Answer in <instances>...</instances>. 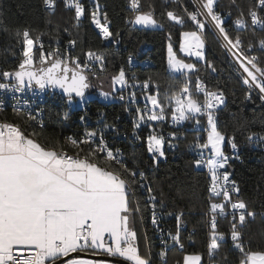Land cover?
<instances>
[{
  "label": "trees",
  "instance_id": "trees-1",
  "mask_svg": "<svg viewBox=\"0 0 264 264\" xmlns=\"http://www.w3.org/2000/svg\"><path fill=\"white\" fill-rule=\"evenodd\" d=\"M103 3L113 34L122 43L119 48L106 43L95 29L88 13L85 20L79 23L74 10L66 6V0H56L52 9L45 8L44 0H0V64L12 72L19 71V48L23 32L28 29L33 37H40L47 44H53L57 39L75 40L79 55L84 56L89 51L102 54L101 65L106 73L123 69L127 77L136 72L138 79L149 82L148 94L134 106L135 109H131L130 122L125 119V102L91 99L88 102L92 109L88 113L105 116L111 122L121 117L131 127L134 112L138 116L142 113L137 111L139 107L149 106L147 96L157 94L163 105L165 120L148 122L138 128L136 138H132L133 142L126 148L128 159L124 162L129 169L137 171L136 184L133 185L134 195L130 196V200L133 207L139 202L142 211L135 216L134 230L137 233L139 251L144 256L150 254L151 264H183L185 255L195 254L201 256V264H239L240 252L232 246L230 240L233 223L241 233L246 249L264 251V151L257 148L264 144V100L261 99V94L254 88L249 89L236 74L237 66L233 58L209 24L200 32L206 42L204 61L193 60L196 69L191 73H174L169 69V44L179 54L183 31L197 29L184 11L185 8L187 11L196 10L197 5L193 0H140V12L152 11L153 17L161 25L159 28H140L129 24L127 19L131 13L128 0H103ZM215 6L217 11L227 17L224 27L229 36L233 40L237 36L241 38L240 53L247 58L255 57L257 66L264 68V45L260 44L264 39V23L253 25L248 15L249 9L255 8L260 19L264 20V8L258 6V0H216ZM168 11L181 16L184 23L170 20ZM241 12L244 13L242 18L246 27L235 23L241 18ZM144 45H149L145 54L153 60L154 65L129 66L127 57L137 55ZM196 75H202L210 88L220 89L226 96L225 103L218 110L216 123L218 130L225 135L223 150L231 148L230 142H235L242 149L240 159L234 161L229 170L237 181V198L246 203L248 212L254 213L253 216H247L243 224L229 218L218 220L216 231L223 234L224 239L213 257L208 253L211 230L205 215L209 208L207 176L195 164V156L190 152V145L197 138L200 141L206 139L205 131L194 129L197 118L202 124L205 118L196 114L197 116L190 117L177 128L169 127L174 105L172 97L180 94L185 85L191 84ZM80 115V111L77 112L70 122L73 123ZM0 121L19 124L26 133H34V138L41 144L65 145L66 150L73 154L82 149L83 156L95 149L91 144H81L77 149L68 143L67 135L73 131V125L66 124L59 118L56 107L49 109L44 125L13 109H0ZM169 130L177 134L178 148L175 151L166 150L161 159L151 155L146 142L148 136L152 132L163 134ZM250 135L252 139H249ZM99 158L102 160L104 154L100 153ZM140 171L144 173L143 179L139 176ZM145 182H148L159 208L181 213L182 221L186 224L183 248H164L166 257L163 260L159 256L162 249L152 224L147 195L140 187ZM187 237H191V243L185 240Z\"/></svg>",
  "mask_w": 264,
  "mask_h": 264
},
{
  "label": "snow or ice",
  "instance_id": "snow-or-ice-1",
  "mask_svg": "<svg viewBox=\"0 0 264 264\" xmlns=\"http://www.w3.org/2000/svg\"><path fill=\"white\" fill-rule=\"evenodd\" d=\"M44 2L49 7L54 5V0ZM215 2L216 0H202L198 2L195 11L184 9L186 16L198 29L182 34L184 39L180 47L189 55L203 57L204 41L200 32L205 29L206 24L218 30L231 48L236 49L242 44L239 36L235 40L229 36L220 13L214 11ZM66 6L74 8L77 20L85 14V5L80 0H66ZM258 6L264 8V0H258ZM130 8L136 13L132 23L139 25L157 23L152 11L140 12V0H130ZM91 15L104 37L111 36L107 14L101 13L96 0ZM243 15L241 12V18L235 23L246 27ZM248 15L253 25L264 23V20L258 18L255 8H250ZM167 16L176 23H184V19L173 11H168ZM23 38L26 59L19 65L20 71L0 72L5 78L14 76L16 83L14 85L0 83V89L14 88L20 91L27 77L29 85L34 81L41 89L46 86L59 87L69 94V99L73 93L79 97L84 96L85 89L89 87L87 76L84 74V70L88 68L86 63L81 64L79 58H69L68 63H74V67H68L63 58L56 59V54H51L54 57L50 62L51 67L26 72L25 66L33 63L31 52L34 41L30 38L28 30H24ZM75 43V40L69 41L70 45ZM260 44L264 45V39ZM168 51L169 65L176 70H191L195 67L193 64L175 59L171 44ZM86 55L97 61L103 60L102 54L92 51ZM44 59L42 54V62ZM245 59L247 63L243 60L240 62V67L246 73L243 82L249 89H258L262 94L261 99L264 100V68L257 66L255 57ZM114 80H118L122 85L127 83L123 69ZM197 88L203 90L204 101L201 102L194 97L189 87L185 85L180 94L172 97L175 100L172 117L174 121H182L193 117L194 114H207L206 139L201 143L197 138L190 147L199 150L200 159H197L195 164L205 166L210 175L209 200L222 195L225 201L209 204L212 216L208 250L211 255L219 248L218 240L223 239V234L216 231L217 211L225 214L226 206L230 204L232 209L240 211L239 222L243 224L247 205L243 200L232 202L230 188L237 193L239 189L234 181L229 180L227 171L220 173L228 163L229 157L223 150L225 135L218 130L212 110L224 102L223 93L207 91L199 82ZM147 99L151 101L153 108L160 105L157 95L148 96ZM163 111V106L160 105L161 114L158 115L153 110L147 119L162 120ZM144 119L145 115L141 113L138 120ZM95 136L96 132L89 131L83 140L68 137L67 141L73 148L79 149L81 144L90 143ZM34 137V133H26L19 124H0V264H107L104 260L71 256L74 253L97 250H102L111 257L122 258L131 264H151L150 254L144 256L140 253L136 243L137 233L134 230L135 216L142 211L139 202L133 207L130 200V196L134 195L133 185L136 184L137 171L127 167L120 156V150L116 149L114 152L108 148L101 137L100 144L83 156L82 149L70 155L65 145H43ZM249 139H252L251 135ZM147 141L149 153L164 156L162 137L150 135ZM230 143L231 148L235 150L236 143ZM205 150L208 152L207 156L204 154ZM100 153H104L102 160L99 158ZM139 176L143 179L144 173L140 171ZM145 186L140 184V187ZM148 190L151 192L150 187ZM149 199L153 201L155 209V197L150 196ZM247 214L254 215L251 212ZM233 219L235 220V217ZM179 220L180 215H177V221ZM152 224H157L155 211L152 215ZM169 236L172 241L180 242L179 231L175 235L169 233ZM231 239L234 247L240 252L239 264H264V251L246 249L235 223L232 226ZM180 246L183 247L182 244ZM159 256L163 260L166 252L162 249ZM200 261L199 254L185 255L183 258V264H200Z\"/></svg>",
  "mask_w": 264,
  "mask_h": 264
},
{
  "label": "built area",
  "instance_id": "built-area-1",
  "mask_svg": "<svg viewBox=\"0 0 264 264\" xmlns=\"http://www.w3.org/2000/svg\"><path fill=\"white\" fill-rule=\"evenodd\" d=\"M195 4L198 6V2H202V0H193ZM82 4L85 5V14L82 15L78 22L81 23L83 20H85L87 13L90 16L92 20V11L94 8V0H80ZM100 6V11L101 13H106L105 10V5L103 3V0H96ZM56 4V0H54V5L52 7H49L45 4V8L47 9H52ZM128 8L131 13V15L128 17V22L131 24L133 27L137 26L135 23H132L131 21L134 20L135 12H133L130 8V0H128ZM74 10V8H72ZM140 9H141V3H140ZM203 11V9H202ZM214 11L220 13L221 18L223 20V26L224 22L226 21L227 17L223 15L221 12L216 10V6L214 4ZM75 13V10H74ZM258 13V12H257ZM107 14V13H106ZM108 17V16H107ZM258 18L260 19V16L258 14ZM109 21V19H108ZM101 22L103 23V19L101 16ZM92 23L95 27V29L98 31V33L101 35V37L106 41L108 44L114 45L116 48H119L122 46V43L120 40L116 39L113 31L111 29V24L109 23V30L112 33L111 36L108 38L104 37V34L100 28H98L95 23L92 20ZM261 24V23H260ZM260 24H256L259 26ZM210 25V24H209ZM212 30L215 32L217 37L220 39L221 43L224 45L230 56L233 58L237 69L235 70L236 74L244 80V76H246V73L243 72V69L240 67V62L239 60H243L245 63H247V60L245 57L240 53L239 47L236 49L231 48L230 45H227L226 41L223 40L222 36L219 34L218 30H216L212 25H210ZM226 29V28H225ZM28 30V29H25ZM29 31V30H28ZM30 33V31H29ZM30 38L34 40V47L31 52V56L33 59V63L31 66H40L43 63L53 61L54 57L51 54H56L55 58L60 59L63 58L65 63L70 66L74 67V63H68L69 58H79V61L81 64H87L88 68L84 70L85 73H90L92 74L93 77L99 76L102 72H104L103 66L101 65L102 61H97L95 59L89 58L87 55H79L76 52V44L70 45L69 41L70 40H63V39H57L53 44H47L43 41L42 38L40 37H33L30 33ZM24 39V38H23ZM22 39V45L20 46V53H21V59H20V64L23 62L26 57L24 56V51H25V45ZM149 50V45H144L139 53L137 55H130L127 57V62L129 66L131 67H149L153 66L154 62L153 60L146 56L145 52ZM44 56V62L41 60V56ZM239 57V59H238ZM250 66V65H249ZM251 67V66H250ZM3 71H9L12 72L8 67L1 65L0 64V72ZM127 83L126 86L122 89H120L117 92V99L115 101H120V102H125L127 106V112L125 115V119L130 122L131 120V109H135L134 106L139 103V101L145 98V96L149 92V82L146 80H140L138 79L137 73L132 72L130 77H127ZM145 82H147V85H145ZM201 83L203 85V88L206 89L207 91H216V92H222L223 93V103L217 105L215 109L212 110V114L215 120H217V115H218V110L220 107L225 103L226 101V96L224 92L220 89H212L209 86V83L206 78H204L202 75H196L194 78V81L187 85L189 87V90L191 94L199 99L201 102L204 101V92L203 90H199L197 88V84ZM0 83H8V84H15L16 80L13 79V77L10 78H5L2 75H0ZM255 89V88H254ZM258 92L259 90L256 89ZM260 93V92H259ZM261 94V93H260ZM262 95V94H261ZM250 96V95H249ZM123 97V98H122ZM186 98V97H185ZM80 98H74L71 97H64L58 93L49 91L47 89H41V88H34V87H22V90L16 91L14 88H9V89H0V109H13L20 111L24 113L25 115L33 118L36 120L40 125H44L49 109L51 107H56L59 110V118L66 124H71L73 125V131L68 133L67 137H73L75 139L83 140L85 139V134L89 131H94L96 132V136L92 138V141L88 144H91L94 148L98 144H100L101 137L103 138L104 142L106 143L107 147L112 149L114 152L116 149L120 150V156L122 157L123 161L125 162L128 159L127 156V151L126 148L129 146L133 141L132 138H136L137 136V131L138 128L141 127L142 124L148 123V122H153L147 119L148 115V110L149 106H144L142 108H138L137 111H141L145 115V119L143 121L138 120V116L136 115V112L133 114V126H129L128 123H126L122 118H118L117 121L111 122L108 121L105 116H96V115H90L88 112L91 111L92 107L91 104L88 101L85 102H78ZM130 109V111H129ZM81 115L78 118L74 119V122L71 123L70 119L76 116V113L79 112ZM141 114V113H140ZM199 116H202L205 118L204 124L202 123H196L194 129L195 130H200L205 131L207 134V114L206 113H200L197 114ZM83 117V119H81ZM2 123H11L8 121H0V124ZM137 123L139 126L137 127ZM183 124L182 121H174L173 117L169 120V127L171 128H177ZM152 135V134H150ZM149 135V136H150ZM133 136V137H132ZM131 137V138H130ZM159 137L163 138V151L165 152L166 150L169 151H175L178 148V141H177V134L172 131H166L163 134H160ZM147 142V147H148V141ZM199 142H203L200 141ZM258 149H261L264 151V144L263 145H258ZM242 149L240 146H237V148L234 150L230 148L229 150H224L225 155L229 157L228 163L225 165V168L220 170V173L222 174L224 171H227L229 173V180L235 182V186L238 188L237 181L234 179L232 176L229 167L230 165L234 162L240 159V154H241ZM190 152L195 156V159H200V154L199 150L195 149L193 147H190ZM68 153L71 155L73 153L69 152ZM104 154V153H103ZM153 156H156L158 158H164L159 156L158 153L153 154L150 153ZM205 156L208 155L207 150H205ZM201 168L206 176H207V191H208V201L209 204L210 202H215V203H225L223 196L219 197H213V199L210 201L209 200V184H210V175L207 171V168L203 165L198 166ZM146 185L145 187H142V190L146 193L147 195V201L149 202L150 205V210H151V218L153 215V211L156 213V219H157V224L154 225V228L156 230L157 236L160 241L161 249H166L171 246H178L181 248V244L184 246L183 240H184V231L186 229V224L182 221V214L181 213H173L169 211H163L162 209L159 208L157 203H155V209H153V201L149 199L150 196L154 197L152 194V191L149 192V187H148V182L143 183ZM232 191L231 199L232 202H237L241 199H238L236 196L235 191ZM247 213L248 210L246 208L245 211V217L247 218L248 215ZM253 213V212H251ZM239 210H234L231 208V205L228 204L225 209V214H220L219 211H217L216 214V227L218 220L220 218H229L232 221H237L239 222ZM264 216V212H262ZM177 215H180V220L177 221ZM205 215L207 217V224L209 229L211 230V216L212 214L209 211V208L205 212ZM253 216V215H251ZM235 217V220L233 219ZM245 218V219H246ZM179 231L180 235V242L176 243L171 240V237L169 236V233H172L173 235L176 234V232ZM224 239V238H223ZM223 239L218 240V244L223 241ZM185 240L189 243L192 242L191 237L185 238ZM231 240V244L234 247V242ZM166 245V246H165ZM183 248V247H182ZM216 252L213 251L212 254L209 256L213 257L214 253ZM209 253V250H208ZM211 264H215L211 262Z\"/></svg>",
  "mask_w": 264,
  "mask_h": 264
},
{
  "label": "rangeland",
  "instance_id": "rangeland-1",
  "mask_svg": "<svg viewBox=\"0 0 264 264\" xmlns=\"http://www.w3.org/2000/svg\"><path fill=\"white\" fill-rule=\"evenodd\" d=\"M136 25L138 27H140V28H159V27H161L160 23H158V22L155 25H139V24H136ZM186 31H198V29L185 30V31H183V33L186 32ZM201 37H202V35H201ZM183 39H184V37L182 35L181 42H182ZM202 39L204 41V48L202 49L203 57H196L195 55H189L188 52L185 51V50H182L180 46H179V54H178V52H176V50L174 49V46L170 43L171 46H172V52H173L174 58L182 60V61H184V63L193 64V65H195L193 60H197V61H202L203 62L204 59H205L206 42H205L203 37H202ZM181 42H180V45H181ZM33 47H34V45H33ZM168 58H170L169 57V51H168ZM241 60H239V62H241ZM168 65H169V59H168ZM169 69L172 72H174V73H191V72H193L196 69V66L193 69H191V70H189V69L176 70L174 67L169 65ZM119 72H111V71L107 72V73L104 72V73H102L101 75H99L97 77H93L92 74H90V73H85V75L87 76V83L89 84V87L87 88L86 95L84 97L80 98V100L78 102H80V101L81 102H85V101H88V100H91V99H99V100L104 101V102H113V101H115L117 99V92L120 89H122V88H124L126 86V84L122 85V84L119 83L118 80H114V77H117L119 75ZM13 79H15L14 76H13ZM125 79L127 81L126 73H125ZM103 94H107V95H103ZM152 95H157V94H152ZM149 96H151V95H149ZM157 97H158V95H157ZM158 100L160 101L159 97H158ZM173 101H174V105H172V108L174 109L175 108V100L173 99ZM148 102H149L148 115H151L153 110L158 115L161 114L160 111H159L160 110V105H162L161 101H160V105L156 106L155 108H153V105L151 104L150 100H148ZM168 107L169 106H167V108ZM194 115H196V114H194ZM163 117L164 118L162 120H156V121H153V122H159V121L165 120L166 116H165L164 112H163ZM185 121L186 120H183V123ZM197 121H199V124L201 123V120L199 118H197ZM197 121H196V123H197ZM152 135H155L158 138L160 136V134H158L157 132H152ZM200 264H201V261H200Z\"/></svg>",
  "mask_w": 264,
  "mask_h": 264
},
{
  "label": "water",
  "instance_id": "water-1",
  "mask_svg": "<svg viewBox=\"0 0 264 264\" xmlns=\"http://www.w3.org/2000/svg\"><path fill=\"white\" fill-rule=\"evenodd\" d=\"M50 62L43 63L40 66L26 65L24 71H26V72L27 71H33V72H35V71H37V70H39L41 68L51 67V63ZM68 67H70V66H68ZM19 71H20V69H19ZM57 71H59V69H57ZM25 81H26V83L24 85L25 87L40 88L38 85L35 84L34 81L29 85L27 83V77H25ZM43 89H47L49 91L58 93V94H60V95H62L64 97H69V94L68 93H65L63 91V89H61L59 87L46 86ZM86 93H87V89H85L84 96L86 95ZM71 97H74V98H82V97L76 96L75 93L71 94ZM71 256H73V257H75V256L88 257V258H92V259H96V260L111 261V262H114V263H117V264H131V262L125 261L122 258H119V257H111V256H108L107 254H103V253L81 252V253L71 254Z\"/></svg>",
  "mask_w": 264,
  "mask_h": 264
},
{
  "label": "crops",
  "instance_id": "crops-1",
  "mask_svg": "<svg viewBox=\"0 0 264 264\" xmlns=\"http://www.w3.org/2000/svg\"><path fill=\"white\" fill-rule=\"evenodd\" d=\"M89 252H91V251H89ZM92 253H103V254H107V253H105L102 250H97L96 252H92ZM75 257H77V256H75ZM78 257H80V258H86V259H92V258L82 257V256H78ZM92 260H96V259H92ZM106 262H107V264H117V263H114V262H111V261H106Z\"/></svg>",
  "mask_w": 264,
  "mask_h": 264
}]
</instances>
